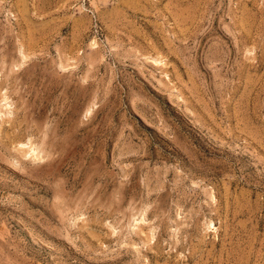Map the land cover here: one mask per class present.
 I'll list each match as a JSON object with an SVG mask.
<instances>
[{"label":"rangeland","instance_id":"1","mask_svg":"<svg viewBox=\"0 0 264 264\" xmlns=\"http://www.w3.org/2000/svg\"><path fill=\"white\" fill-rule=\"evenodd\" d=\"M0 264H264V0H0Z\"/></svg>","mask_w":264,"mask_h":264},{"label":"bare ground","instance_id":"2","mask_svg":"<svg viewBox=\"0 0 264 264\" xmlns=\"http://www.w3.org/2000/svg\"><path fill=\"white\" fill-rule=\"evenodd\" d=\"M22 146H24V144H21ZM26 146V145H25ZM28 149V148H27ZM29 149H30V155L32 154V155H36V153H37V150H35L34 148H33V146H31V147H29ZM40 153V152H39ZM39 153H37V154H39ZM40 155V154H39ZM36 158H38V157H36ZM35 159V158H34ZM37 160V159H36ZM39 160V159H38Z\"/></svg>","mask_w":264,"mask_h":264}]
</instances>
